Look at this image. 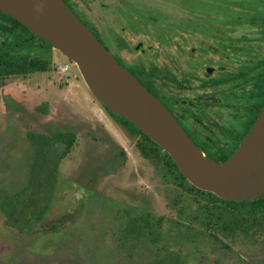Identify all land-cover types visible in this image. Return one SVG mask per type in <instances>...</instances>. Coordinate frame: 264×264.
I'll return each instance as SVG.
<instances>
[{
    "label": "rangeland",
    "instance_id": "obj_1",
    "mask_svg": "<svg viewBox=\"0 0 264 264\" xmlns=\"http://www.w3.org/2000/svg\"><path fill=\"white\" fill-rule=\"evenodd\" d=\"M74 1L111 30L118 5L135 2ZM139 2L160 13L130 33L132 44L177 33L180 0ZM50 55L44 72L0 78V197L27 185L35 156L29 135L71 132L74 144L58 162L40 221L21 230L5 224L0 208V264H264V209H231L179 180L162 151L142 156L138 145L151 147L140 133L105 110L72 61L55 48Z\"/></svg>",
    "mask_w": 264,
    "mask_h": 264
},
{
    "label": "flooded vegetation",
    "instance_id": "obj_2",
    "mask_svg": "<svg viewBox=\"0 0 264 264\" xmlns=\"http://www.w3.org/2000/svg\"><path fill=\"white\" fill-rule=\"evenodd\" d=\"M63 1L205 155L223 162L236 151L264 106V0H180L177 33L154 35L156 45L132 44L131 32L159 19L146 3H120L111 30Z\"/></svg>",
    "mask_w": 264,
    "mask_h": 264
},
{
    "label": "water",
    "instance_id": "obj_3",
    "mask_svg": "<svg viewBox=\"0 0 264 264\" xmlns=\"http://www.w3.org/2000/svg\"><path fill=\"white\" fill-rule=\"evenodd\" d=\"M0 11L72 61L98 102L165 151L192 186L227 201L264 196V106L236 151L217 162L63 0H0Z\"/></svg>",
    "mask_w": 264,
    "mask_h": 264
},
{
    "label": "trees",
    "instance_id": "obj_4",
    "mask_svg": "<svg viewBox=\"0 0 264 264\" xmlns=\"http://www.w3.org/2000/svg\"><path fill=\"white\" fill-rule=\"evenodd\" d=\"M50 48L53 47L48 42L35 36L20 22L0 11V78L19 75L22 72L46 71L48 65L51 63ZM36 110H40V107H36ZM105 110L116 118H119L123 123L135 128L141 137L149 143L150 150L145 145H138L142 156L148 158L151 156V151L153 155L157 150L162 151L169 166L177 172L179 180L185 181L194 192L206 193L231 209H236L242 204H248L253 209H264V196L251 201H227L218 198L210 192L199 190L190 185L180 174L171 157L157 144L122 116L115 114L107 108ZM29 138L35 147V156L29 172L27 185L17 193L0 197V208L5 214V224L12 225L21 230L29 229L38 220L40 221L43 218L49 207L50 193L56 176L58 162L70 151L74 144L75 136L71 132H65L56 134L52 140L42 136L34 139L33 136L29 135ZM50 159H53V161ZM47 160L52 161V167L47 168ZM46 197L49 198L47 199ZM37 203L43 205L42 210H40V206H37ZM137 221H140L142 225L143 222L147 223L145 218L138 219Z\"/></svg>",
    "mask_w": 264,
    "mask_h": 264
},
{
    "label": "built area",
    "instance_id": "obj_5",
    "mask_svg": "<svg viewBox=\"0 0 264 264\" xmlns=\"http://www.w3.org/2000/svg\"><path fill=\"white\" fill-rule=\"evenodd\" d=\"M63 68V67H62Z\"/></svg>",
    "mask_w": 264,
    "mask_h": 264
}]
</instances>
